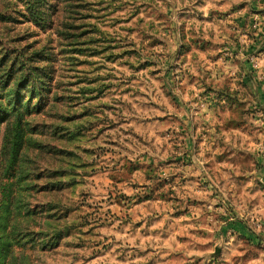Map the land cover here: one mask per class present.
Segmentation results:
<instances>
[{"label": "rangeland", "instance_id": "1", "mask_svg": "<svg viewBox=\"0 0 264 264\" xmlns=\"http://www.w3.org/2000/svg\"><path fill=\"white\" fill-rule=\"evenodd\" d=\"M25 1L0 0V264H264V0L41 26Z\"/></svg>", "mask_w": 264, "mask_h": 264}, {"label": "trees", "instance_id": "2", "mask_svg": "<svg viewBox=\"0 0 264 264\" xmlns=\"http://www.w3.org/2000/svg\"><path fill=\"white\" fill-rule=\"evenodd\" d=\"M72 1L73 0H55L54 5L50 4L52 7H50V5H48V4H46L45 0H26L25 2H26V8H27L29 14H31L32 19H34L38 23V25L41 26V25H46V23L49 22V20L51 19V18H49L50 14H49L48 10L51 11V10L55 9V11H57L60 8L59 5L61 2H65V4H66V11H65L66 14H73V8L76 7V5L74 4V2L72 3ZM78 1H80V0H78ZM79 4H81V6H78V7L83 8V4L77 3V5H79ZM11 71H12V69H11ZM11 71H10V73H11ZM33 75H34V72L32 71V69H30V71L25 75V78L28 77V79H29ZM33 90H34L33 94H35L36 86L33 87ZM42 90H51L52 91V93H51L52 95H50V101L53 103L54 95L57 94V90L55 89L54 85L49 87V89L48 88L45 89V87H44V88H42ZM22 117H23L22 111L19 110V113L16 115L17 127L21 124ZM68 121L69 120L65 121L64 123H68ZM61 131L62 130L60 129L59 132H61ZM19 148H20V146L19 147L14 146V149H17L16 152L20 151ZM44 149H47V147ZM49 155L53 156V154H49ZM34 161H37L36 158H34ZM37 163H39V160L37 161ZM47 167L51 168V166H47Z\"/></svg>", "mask_w": 264, "mask_h": 264}]
</instances>
